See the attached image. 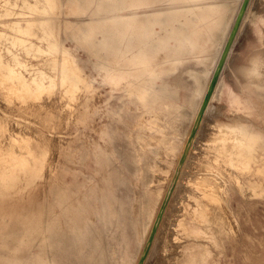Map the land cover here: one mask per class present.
Here are the masks:
<instances>
[{
	"label": "rangeland",
	"instance_id": "obj_1",
	"mask_svg": "<svg viewBox=\"0 0 264 264\" xmlns=\"http://www.w3.org/2000/svg\"><path fill=\"white\" fill-rule=\"evenodd\" d=\"M100 1L108 3L112 0H96V3ZM29 2L35 3V6H29ZM70 4L71 0H0V59L10 63L15 71L21 72L28 81L38 73L46 72L54 83L53 88L39 92L33 88L17 85L14 79L5 76L0 69V264H8L14 256L28 253L24 248V241L29 239L26 229L40 221L48 200L56 205V194L62 189L69 195L71 202H74L77 192L83 195L89 191L90 194L94 193L96 199H87L84 196L78 198L88 206L84 216H88L89 219L87 222L85 218L81 219V224H87L91 232L100 231L102 237L101 249L95 253L96 257H93V254L89 257L88 254L81 255L77 248H73L63 254V262L100 263V253L103 252L108 264H116L117 242L120 238V229L117 227L119 223L123 224L127 231L126 241L129 243V250L134 251L136 233L133 231L132 222L138 216V211L132 205L136 194L145 200L149 191L136 174L140 173V170L135 171L137 166L134 161L139 156L144 160L137 163L138 167L145 163H154L156 158L163 160L164 168L159 175L162 177L160 179L164 180L153 183L154 187L166 186L169 183L168 187L174 189L172 194L178 190L175 199L181 197L184 192L186 194L182 207L178 205L177 210H180L174 212L178 224L170 229V234L174 230L171 235L175 240L184 238L180 264H186L188 261L186 256L188 251H192L193 264H264V195L251 196L246 201L247 199L239 193L242 190L241 192L246 194L248 191L246 186L236 183L239 192L232 188L234 186L232 181L236 180L235 173L242 176L247 175L248 172L237 167L235 162L238 158L237 152L241 148L237 146L240 142L235 140L240 133L239 127L228 129L221 125L249 122L264 129V82L258 81L255 78L256 73L253 72L255 69L260 73L264 72V0H253L252 14L246 18L242 26L231 53L230 65L224 71L225 96L220 95V98L214 101V112L211 113L214 117L208 116L200 124L202 134H199L195 148L190 149L192 154L185 168L186 174L180 172L178 178L174 171L178 154H169L159 144L160 133L142 127L146 123H154L164 128L165 132H169L164 121L156 120L150 112L149 108L155 106L157 101L151 99L150 91L141 98L129 94L125 91V86L118 89L111 86L107 76L97 67L98 58L95 49L80 31V27L89 15L83 11L84 7L80 10H70ZM169 6L161 7L167 9ZM86 7L87 11H96V4ZM150 9V7L144 9L135 7L118 10L116 14H131ZM166 12L163 13V20L166 18ZM105 15H107L105 11H99L98 14H94L93 19L98 21ZM14 22L24 30L18 31ZM176 27L186 29L182 17L178 18ZM56 42L59 49L50 50L49 45ZM29 45H31L30 49L25 50L24 47ZM186 45L180 43L182 47ZM14 54L19 56L16 62L13 60ZM66 63L69 71L63 75L62 68ZM159 72L161 73L160 70ZM180 74L179 70L163 71L160 78L154 81L155 88L161 89L163 97L170 95L179 100L182 93L178 82L181 78ZM84 79L89 80L92 85L90 88L85 86ZM228 94H230L229 99L234 103L230 108L227 105ZM85 104L90 112V118L85 124H75L67 113L81 109ZM64 105L66 107L63 109ZM115 111H118L120 120L112 113ZM104 125L108 127L107 143L114 149V155L108 154V162L102 160L104 157L97 160V151L94 147L102 144L104 149L109 151V147H106L107 144L105 145L101 139V129ZM183 131V137L188 138L190 121L185 122ZM233 141L237 142H235L237 147L233 145ZM66 144L68 148L64 151ZM201 163L209 167L205 165L206 169H204ZM65 164H68L69 170L65 184L61 186L60 171ZM211 168L218 173L214 169L210 172ZM199 169L201 173L197 172V174L196 171ZM207 169L208 171L203 172ZM119 171L122 179L118 177ZM202 172L203 175L206 172L214 175L206 173L205 175L209 177L204 178ZM215 173L216 176L221 177L219 178L221 182L228 183L229 205L224 197H221L220 202H222L225 226L230 225L229 228L233 226L228 211L229 206L237 214L236 235L219 233L209 222L198 221L202 213L199 208H203L201 202L204 203L205 198L199 194L197 185L200 183L199 186H205L210 182H219ZM229 175L232 176L230 180ZM87 176L92 177L95 185L92 192L90 182L85 180ZM210 176L214 178L211 179L212 181L209 180ZM201 180L205 183L208 180L210 182L205 184L200 182ZM55 181H59V185L51 187ZM50 187L56 194L51 193ZM102 197L105 201L101 199ZM95 200L98 202L95 203ZM160 200L155 201L157 207ZM120 202L125 208H129L128 214L121 210ZM175 203L176 200L172 208L170 207L171 210L177 206ZM104 204L114 207L118 212L119 222L117 215L111 217L112 223L104 224L101 218ZM77 214V210L71 211V215ZM162 221L163 219L158 224L154 239L159 233ZM57 227H60L61 231H67V238L70 240L68 223L60 221ZM109 230L114 231L113 240L109 239L111 234ZM191 230L199 233L198 237H189L188 233ZM154 239L152 238L151 244L154 243ZM174 245L171 242L166 252L160 250L159 254L161 252L164 254L162 262ZM15 247H22L23 250L16 252ZM205 251L207 254L203 257ZM148 264H155V259H151Z\"/></svg>",
	"mask_w": 264,
	"mask_h": 264
},
{
	"label": "bare ground",
	"instance_id": "obj_2",
	"mask_svg": "<svg viewBox=\"0 0 264 264\" xmlns=\"http://www.w3.org/2000/svg\"><path fill=\"white\" fill-rule=\"evenodd\" d=\"M83 2L86 6L96 4V11H87V7L84 6ZM83 2L74 0L72 3L71 0L70 10H80L84 7L85 10L83 11L89 15V18L85 20L80 27V31L85 40L90 42L95 49V54L98 58V69H101L104 73L103 75L107 76L109 79L108 81L114 89L125 86V91L129 94L138 95L141 98H143L147 92H151L149 96L153 101H157V104L149 108L150 112L156 120L162 119V121H164L165 127L169 132H165L163 130L164 128H160V126L154 123H146L142 127L160 133L161 137L159 144L169 154H178V159L174 167L177 178L180 172L186 174L185 168L191 157V150L195 148L194 145L198 140L199 134H202L200 124L203 123L204 119H207L208 116L214 117L211 115V113L214 112L213 103L216 99L220 98L222 93L224 71L230 65L232 58L231 53L237 42L242 26H244L246 18L252 14L253 0L247 1L243 11L241 10L243 0H112L108 3L102 1L96 3V0H83ZM106 5H108V7H106ZM163 5L170 6L167 7V9L164 8V10L161 7ZM29 6H35V3L29 2ZM135 7L143 9L150 7L151 9L137 13L133 12L131 14H116L118 10H126ZM99 11H105L107 15L101 20H94V14H98ZM165 11H167L166 18L163 20L162 16ZM179 17H182L185 21L186 29H179L176 27V22ZM237 19L239 22L237 26H235ZM95 22H97V24ZM14 24L17 25L16 22H14ZM17 30L23 31L24 28L17 25ZM232 31H234L233 38H231ZM228 41L229 48L223 58L220 73L215 81L213 89L210 91L209 97L207 96L205 100L213 75L216 69H218L220 59ZM180 43H186L187 45L182 47ZM30 47L31 45L25 46L24 49L29 50ZM49 48L52 51H56L59 49V46L56 42L51 43ZM18 59L19 56L14 54L13 60L16 62ZM0 69L5 76L14 79L17 85L30 89L33 88L39 92L54 87L52 77L46 72H40L32 80L28 81L21 72H16L10 63L4 62L1 59ZM159 70L161 73L168 70L171 72L179 70L181 72L179 75L181 78L178 82L181 85L180 89L182 93L179 100H176L170 95L163 97L161 89L155 88L154 81L159 79L161 75ZM68 71L69 66L68 63H66L63 65L62 74L66 75ZM253 72L256 73L255 78L258 81L264 82V72L260 73L257 69ZM85 81V86L90 88L92 85L89 80ZM65 107L66 105L63 106V109ZM216 110L218 111V109ZM112 113L117 115L118 120H120L118 111ZM67 115L75 124H85L90 118V112L86 104L83 105L81 109L78 108L77 110L74 109V111H69ZM246 119L248 118L246 117ZM187 121H190V133L187 135L189 137L185 138V136L183 137V125ZM221 125L228 129H232L236 126L239 127L241 134H237L238 136L235 137V140H238L240 144L238 145V143L235 142L237 146H241V148L240 151L237 152L238 158L235 162H237V167L242 170L244 169L245 172L247 170L248 172L247 175L243 174L242 176L235 173L236 180H231L234 185L232 188L237 191L238 188L235 186L236 183L246 186L248 188L246 194L245 192L242 193V190L240 192L239 190L237 191L247 199L246 201H248L251 196H263L264 129L249 122H242L239 125L230 123H222ZM13 130H15V128ZM101 139L105 145L107 144L106 147H109V151L107 152L102 144L94 146L97 151V160L104 157L105 160H102L108 162V154L114 155V149L107 143V125H104L101 129ZM235 142L233 145H235ZM67 148L68 145L66 144L63 150L65 151ZM221 151H223L222 148ZM143 160V157L139 156V158L134 161L135 166H137L135 171L138 172L140 170V173L136 174L140 178L141 183L149 190L146 193L145 200L141 199V197L136 194V198L132 205V207L138 211V216L132 222L133 231L136 233L134 242L135 249L134 251L129 250V243L126 241L127 231L123 227V224L119 223L117 227L120 229V238L117 242L118 256L115 258V263L148 264L151 259H155V264H180V257L183 254L181 248L184 238L175 240L173 235H171L174 233V230H172L173 232L171 231L170 234V229L178 224V219L174 218V212L179 208L178 205L181 206L184 203L186 194H184V192V195L182 194L181 197L175 199L178 190L172 194L174 189L172 190L171 186L168 187L169 183L167 185L164 183L166 186L161 185L159 187H154L153 183L164 180L160 179L162 177L159 175L164 168L163 160L162 158H156L154 163H145V165H139L138 167L137 163ZM202 162H204V160ZM201 165L203 164L201 163ZM205 165L202 167L204 168ZM61 169L60 185L62 186L65 184L66 175L69 170L68 164L62 166ZM204 169H206V167ZM208 169L202 171L205 172L208 171ZM213 169L211 168L209 171L211 172ZM199 170H195L196 173H201V170ZM210 172L206 173L210 175ZM206 176L208 175H205L204 178H206ZM211 176L210 179L207 178L210 181L214 179L211 178ZM118 177L122 179L120 171L118 172ZM231 177L232 176L229 175V180ZM219 178L221 177L219 176L218 179ZM85 180L90 182L91 192L94 191L95 185L94 182H92V177L87 176ZM209 180L208 182H210ZM139 181H137V184ZM203 181L201 180L200 182ZM205 181L207 180L205 179ZM58 182L59 181L53 182L51 187L53 185H59ZM215 182L216 181H214V183L210 182L205 186H199L200 183L198 182L199 185L196 183L200 191L199 194L205 198V202H201V207L203 204V208H199L202 213H200L198 221L209 222L211 225L215 226L219 233L236 235L238 233L237 214L234 213L229 206L228 211L231 214L230 219L233 226L231 228H229L230 225L228 227L225 226L222 202H220L222 199L221 197H224L228 203V183L227 181L221 182L220 179L219 182ZM203 183H201V185ZM177 186L179 185L177 184ZM51 187V193L56 194ZM185 191L187 192V190ZM56 195V205L52 204L51 201L47 199L48 202L43 208L44 213L40 221L31 224L26 229V235H29V239L24 241V248H26V252L28 253L14 256L13 259L9 260L8 264H66L62 260L64 259L63 254L68 252V250L70 251V249L77 248L81 255L88 254L87 257L92 254L94 257L95 253L101 249V232L97 230L91 232L87 224H81V219L85 218L86 222L89 219L88 216H84V213L88 210V206L84 205V203L81 202L82 199L78 198L79 196H84L87 199H96L94 193L90 194L89 191L87 194L83 195L77 192L74 202L70 201L69 195L65 193L64 189H62L61 192L59 190ZM101 199L105 201L104 197ZM158 199L161 200L157 207L155 201ZM175 200L177 206L175 209L173 207L171 210V206ZM96 202L98 201L95 200V203ZM119 206L124 213L128 214L129 208H125L122 202L119 203ZM73 209L78 211L77 215H71ZM102 210L101 218L105 225H107L108 222L112 223L110 221L111 217L118 215V212H116L114 207L110 204H104ZM117 217L119 222V215ZM162 219L163 221L160 223L159 233L156 239H154V233ZM60 221L68 223V232L71 236L70 240L67 238V231H61L59 230L60 227H57ZM109 231L111 233L109 239L113 240L114 231ZM193 231L194 230H191L189 232L190 234L188 233L189 237H198L199 233H194ZM138 233L139 235H137ZM152 238L155 240L153 244H151ZM142 242H144L143 245ZM171 242L175 244L174 248H172L169 255H167L165 261L162 262L161 259H163L162 257L164 254L162 252L159 254L160 250L162 249L163 252H166L171 246ZM109 245L110 242L108 243V246ZM14 250L16 252L22 251L23 248L15 247ZM156 254L159 255L157 256ZM205 254H207V251H205L202 256L204 257ZM177 255L179 256L176 257ZM100 256V263L96 261L95 264H108L104 258L103 252L100 253ZM186 256L188 259L186 264H193L194 259H192V251H188Z\"/></svg>",
	"mask_w": 264,
	"mask_h": 264
},
{
	"label": "water",
	"instance_id": "obj_3",
	"mask_svg": "<svg viewBox=\"0 0 264 264\" xmlns=\"http://www.w3.org/2000/svg\"><path fill=\"white\" fill-rule=\"evenodd\" d=\"M247 1H248V0H243L242 6H241V10H242V11H243V9L246 7ZM238 18H239V17H238ZM238 22H239V20L237 19V20H236V23H235V26H237ZM235 26H234V27H235ZM233 32H234V31H232V33H231V38H233V36H234V35H233ZM228 46H229V41H228L227 44L225 45V48H224V51H223L222 57H221V59H220L219 65H218V69H216V71H215V73H214V75H213V78H212V81H211V84H210V88H209V90H208V92H207V94H206V98H205V100L207 99V96L209 97L210 91L213 89V86H214V84H215V81H216V79L218 78V75H219L220 70H221V67H222V61H223V58L225 57V55H226V53H227V51H228V48H229Z\"/></svg>",
	"mask_w": 264,
	"mask_h": 264
},
{
	"label": "crops",
	"instance_id": "obj_4",
	"mask_svg": "<svg viewBox=\"0 0 264 264\" xmlns=\"http://www.w3.org/2000/svg\"><path fill=\"white\" fill-rule=\"evenodd\" d=\"M226 84H227V83H226ZM226 84H225V85H226ZM223 85H224V84H223ZM221 95L225 96V87H223ZM229 98H230V94H228V96H227V105H228L229 108H230V107L233 106L234 103H233L232 100H230Z\"/></svg>",
	"mask_w": 264,
	"mask_h": 264
}]
</instances>
